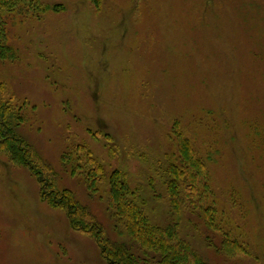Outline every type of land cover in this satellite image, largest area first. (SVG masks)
<instances>
[{
    "label": "rangeland",
    "instance_id": "obj_1",
    "mask_svg": "<svg viewBox=\"0 0 264 264\" xmlns=\"http://www.w3.org/2000/svg\"><path fill=\"white\" fill-rule=\"evenodd\" d=\"M41 2L61 11L9 21L17 59L0 62V82L6 99L24 105L20 132L58 172V186L117 239L105 202L60 163L67 145L85 144L166 224L169 203L157 198L178 120L209 165L220 227L243 248L218 251L220 235L206 240L192 214L180 235L207 264H264V0H99L97 11L91 0ZM0 264H105L1 152Z\"/></svg>",
    "mask_w": 264,
    "mask_h": 264
},
{
    "label": "trees",
    "instance_id": "obj_2",
    "mask_svg": "<svg viewBox=\"0 0 264 264\" xmlns=\"http://www.w3.org/2000/svg\"><path fill=\"white\" fill-rule=\"evenodd\" d=\"M91 1L95 10H99V0ZM60 8L41 0H0V62L14 63L17 59L16 50L9 42V21L20 16L28 19L59 13ZM7 90L6 84L0 82V152L8 156L13 165L31 174L39 187L40 200L52 209L63 211L70 229L90 238L105 264H207L180 235L181 221L188 214L204 225L208 233L206 240L211 238L210 233L220 235V247L213 245L218 251L242 250L241 244L218 223L217 206L210 201L209 165L197 153L178 120L171 130L175 151L167 156L164 167L168 178L164 182L165 193L157 198L169 203L168 222L164 225L155 223L148 210L140 205L137 192L129 187L121 172L116 170L107 175L104 166L85 144L67 145L62 153V167L71 165L72 175L82 179L89 196H99L105 202L117 236L114 240L71 190L58 186V172L20 132L27 122L24 105L16 104L13 97L6 99ZM89 133L95 140L112 141L111 136L101 132ZM110 152L113 155V151ZM151 192L157 195L155 188Z\"/></svg>",
    "mask_w": 264,
    "mask_h": 264
}]
</instances>
